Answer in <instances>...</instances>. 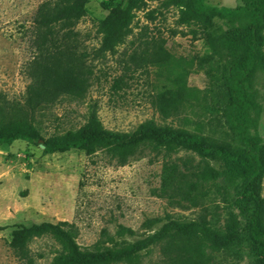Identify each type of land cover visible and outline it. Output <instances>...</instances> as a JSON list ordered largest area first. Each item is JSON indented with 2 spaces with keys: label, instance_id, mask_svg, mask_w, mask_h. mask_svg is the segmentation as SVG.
I'll list each match as a JSON object with an SVG mask.
<instances>
[{
  "label": "rangeland",
  "instance_id": "obj_1",
  "mask_svg": "<svg viewBox=\"0 0 264 264\" xmlns=\"http://www.w3.org/2000/svg\"><path fill=\"white\" fill-rule=\"evenodd\" d=\"M43 1L0 0V92L10 99L24 100L30 82L29 63L36 54L34 17ZM205 3L235 7L240 0H205ZM127 4L128 0L89 1V13L77 25L89 49L100 44L98 20L116 5ZM150 11L154 19L149 16ZM178 15L175 6H164L162 0H149L147 7L137 12L132 32L115 52L90 56L93 75L85 96L62 97L38 112L42 134L48 136L80 127L86 122L91 106L97 104L102 122L110 129L133 130L153 118L239 146L226 119L219 83L211 81L203 71H193L188 77L198 99L186 105L180 114L164 119L151 102L152 95L164 82L156 67L128 68L133 65L131 54L141 51L145 41L157 37L165 39L166 46L176 56L205 52V39L195 38L189 26L178 24ZM246 21L244 18L234 22L217 20L211 30L215 35L223 34L234 27H244ZM120 76L126 84L116 90L114 81ZM250 89L256 92L258 102L250 112V132L264 142L263 69H257ZM43 148L41 139L0 143V264H25L9 244L11 232L20 224L44 221L75 222L79 229L76 240L84 250L144 244L138 252V264H164L163 249L168 240L154 237L169 220L197 228L210 264H260L246 228L250 207L241 195L240 175L209 182L207 195L195 206L175 207L155 194L164 156L151 145L142 146L126 164H120L105 151L88 155L73 148L45 153ZM187 156L198 160L186 150L173 157ZM151 217L163 220L146 227L144 222ZM119 225L131 227L135 233L120 236ZM59 248L50 234L33 238L30 250L34 264H51Z\"/></svg>",
  "mask_w": 264,
  "mask_h": 264
},
{
  "label": "trees",
  "instance_id": "obj_2",
  "mask_svg": "<svg viewBox=\"0 0 264 264\" xmlns=\"http://www.w3.org/2000/svg\"><path fill=\"white\" fill-rule=\"evenodd\" d=\"M89 1L45 0L39 5L34 17L36 54L29 63L30 82L24 100L10 99L0 92V143L41 139L45 153L73 148L88 155L105 151L120 164H126L142 146L151 145L164 156L155 194L175 207L197 205L207 195L209 182L238 174L243 179L242 198L250 207L246 228L258 262L264 264V142L250 132V112L258 105L256 92L250 86L257 69L264 70V0H240L235 7L211 6L205 0H162L164 6L178 8L177 23L189 26L195 38L205 39L207 49L188 57L176 56L165 39L157 37L145 41L141 51L131 54L133 65L128 67L129 70L133 66L156 67L164 82L152 95L151 102L164 119L180 114L186 105L198 99L188 77L193 71H203L211 81L219 83L226 119L239 146L153 118L133 130L110 129L102 122L97 104L91 106L86 122L80 127L44 136L38 125V112L62 97L85 96L93 75L90 56L115 52L132 32L137 12L145 9L149 0H128L126 7L116 5L100 18L97 22L100 44L93 49L88 48L77 29L89 13ZM149 16L155 18L153 11ZM242 18L247 20L244 27H234L223 34L212 33L217 20L234 22ZM125 84L120 76L113 86L118 90ZM180 150L194 153L198 160L190 156L174 158ZM162 220V217L147 218L144 225L152 227ZM78 231L76 223L70 221L20 224L12 230L9 244L25 264L35 263L30 242L45 234L52 235L60 245L51 264H138V252L146 246L128 244L87 251L76 240ZM134 233L133 228L125 225L117 228L120 236ZM154 238L168 240L163 249L164 264H210L194 226L169 220Z\"/></svg>",
  "mask_w": 264,
  "mask_h": 264
}]
</instances>
